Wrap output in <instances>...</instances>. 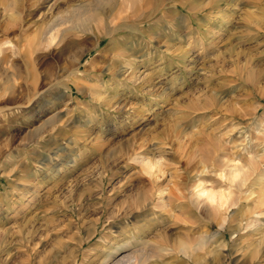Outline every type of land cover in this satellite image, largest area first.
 <instances>
[{
  "label": "rangeland",
  "instance_id": "rangeland-1",
  "mask_svg": "<svg viewBox=\"0 0 264 264\" xmlns=\"http://www.w3.org/2000/svg\"><path fill=\"white\" fill-rule=\"evenodd\" d=\"M0 264H264V0H0Z\"/></svg>",
  "mask_w": 264,
  "mask_h": 264
},
{
  "label": "bare ground",
  "instance_id": "bare-ground-1",
  "mask_svg": "<svg viewBox=\"0 0 264 264\" xmlns=\"http://www.w3.org/2000/svg\"><path fill=\"white\" fill-rule=\"evenodd\" d=\"M79 25H78V27L81 29V30H85L86 28H87V21H82L81 23H78ZM119 24H118V22H115V25H114V27L112 28V29H106L105 31H103V34L102 35H110V34H114L115 33V31H117L118 29H119V26H118ZM102 35H100L99 36V38H98V41H100V39L102 38ZM156 164H155V162L153 163V161H148L147 162V166H149L150 168V170L152 169L153 170V167L155 166ZM239 165V164H238ZM236 166L235 165V167L234 166H232V167H234V170H233V168H231L232 169V171H231V175H229V176H232L231 178H234V179H236V178H238L239 176H240V174L242 173V166L240 167V165L239 166ZM156 167V166H155ZM152 172V171H151ZM154 172V171H153ZM229 174V173H228ZM210 192V191H209ZM208 191H207V187L205 188H203L202 187V191H201V194H203V195H206L207 197H208V195H210V193H209ZM208 194V195H207ZM213 196H211L210 195V197H208V198H212ZM127 262V261H126Z\"/></svg>",
  "mask_w": 264,
  "mask_h": 264
}]
</instances>
